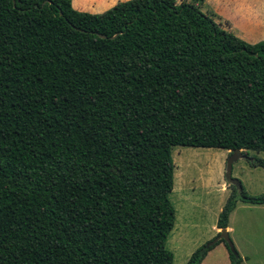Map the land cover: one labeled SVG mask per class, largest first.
<instances>
[{
  "label": "trees",
  "instance_id": "obj_1",
  "mask_svg": "<svg viewBox=\"0 0 264 264\" xmlns=\"http://www.w3.org/2000/svg\"><path fill=\"white\" fill-rule=\"evenodd\" d=\"M202 2L0 0V264H172L171 148L264 153V40Z\"/></svg>",
  "mask_w": 264,
  "mask_h": 264
},
{
  "label": "rangeland",
  "instance_id": "obj_2",
  "mask_svg": "<svg viewBox=\"0 0 264 264\" xmlns=\"http://www.w3.org/2000/svg\"><path fill=\"white\" fill-rule=\"evenodd\" d=\"M183 1L197 4V0ZM202 1L200 11L211 15V0ZM234 13L239 14L237 11ZM237 14H231L228 18L222 16L220 22L229 20L232 25L230 32L234 36V28L242 29L246 36H253L249 27H243L244 17H241V12L240 16ZM250 14L251 22L257 23V13L254 11ZM223 27H227V23ZM230 156L228 151L219 149L171 148L173 186L169 201L175 214L165 246L172 254V264H185L197 248L206 246L219 234L220 230L215 232L213 227L232 191L224 180L225 163ZM255 160L264 161V153L247 151L246 155L232 163L230 170V177L237 180L249 196L264 194V169L252 167L250 162ZM227 227L228 237L241 259L240 264H264V205L237 201L228 216ZM200 264H229L223 243L209 250Z\"/></svg>",
  "mask_w": 264,
  "mask_h": 264
},
{
  "label": "crops",
  "instance_id": "obj_3",
  "mask_svg": "<svg viewBox=\"0 0 264 264\" xmlns=\"http://www.w3.org/2000/svg\"><path fill=\"white\" fill-rule=\"evenodd\" d=\"M120 1L126 0H70V5L71 8L77 12L101 14ZM211 6L212 11L210 14L213 15V20L218 23L221 28L229 32L230 27L232 28V25L230 24L229 20H224L223 23L220 22L222 16L224 18H228V16H230L231 14V16H235V14L237 13H234V11H237L239 13L237 14V16H240L241 12V17L250 19V17H252L250 13L255 11L259 15V17H257L259 20H257V23H255V26L257 27L252 32L253 36H246L244 32H242V29L239 30L234 28L236 30L235 36L239 37L248 44H254L264 40V0H211ZM222 13H224L225 15H223ZM245 14H247L249 17H245ZM225 23H227V27L224 28L223 26ZM243 27L246 26L244 25ZM249 28L251 29V27ZM213 228L215 232L218 230L215 227ZM228 230L229 228L226 227L225 231L227 232Z\"/></svg>",
  "mask_w": 264,
  "mask_h": 264
},
{
  "label": "water",
  "instance_id": "obj_4",
  "mask_svg": "<svg viewBox=\"0 0 264 264\" xmlns=\"http://www.w3.org/2000/svg\"><path fill=\"white\" fill-rule=\"evenodd\" d=\"M228 152L231 154V156L225 163L224 180H225V183L227 185L234 186L238 190L239 182L230 177V170H231L232 163L234 161H236L238 158H242L243 155L241 154L240 150H232V151H228ZM217 242H223L227 246L228 250L232 254H235L234 247H233L225 229H221L219 231V234L212 241H210L208 244H206V246H204V247H205V249H207V248L213 246L214 244H216Z\"/></svg>",
  "mask_w": 264,
  "mask_h": 264
}]
</instances>
